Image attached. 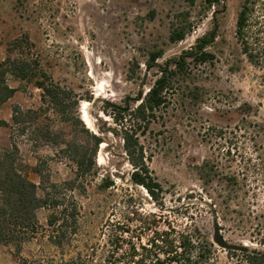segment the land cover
Wrapping results in <instances>:
<instances>
[{"label":"rangeland","instance_id":"374dc122","mask_svg":"<svg viewBox=\"0 0 264 264\" xmlns=\"http://www.w3.org/2000/svg\"><path fill=\"white\" fill-rule=\"evenodd\" d=\"M244 6L250 9L247 41L264 43V0H220L209 9L205 0L192 5L187 0H0V61L9 46L11 56L31 62L71 94L67 117L73 116L77 99L85 128L102 139L97 170L85 179L84 191L57 190L63 204L58 210L75 216L63 226L62 247L49 241L58 237L57 229L47 227L49 211L38 210L44 231L22 245L19 256L26 264H61L79 256L89 257V264H105L110 230L122 222L128 198L143 214L168 218L177 230L198 228L213 245L209 264H264V136L259 131L264 126V63L249 61L235 33ZM175 28L187 33L182 41L170 43ZM211 31L216 35L209 48L212 64L189 63L185 78L173 82L166 106L139 133L147 166L165 190L160 206L131 183L132 168L121 138L112 132L109 106L139 103L158 74L149 62L151 53L162 52L155 62L162 65ZM8 82L17 92L0 110V118L9 124L0 127V148L16 144L29 167L41 162L50 183L73 179V165L61 151L31 142L33 123L18 127L11 122L14 107L26 112L41 106V120L48 117L53 122L49 126H63L41 104V90ZM205 164L210 175L202 179L198 169ZM107 177L114 188L100 189ZM29 178L39 184L37 174L31 172ZM226 179L231 180L230 193ZM213 211L225 242L246 248V253L229 254L214 244ZM136 225L130 227L133 237L143 234ZM16 253L13 246L0 245V264H20Z\"/></svg>","mask_w":264,"mask_h":264},{"label":"trees","instance_id":"16d2710c","mask_svg":"<svg viewBox=\"0 0 264 264\" xmlns=\"http://www.w3.org/2000/svg\"><path fill=\"white\" fill-rule=\"evenodd\" d=\"M187 1L192 5L195 0ZM219 1L205 0L208 9ZM249 12L250 9L247 6L241 9L235 33L249 61L254 64L264 63V43L253 45L247 41ZM186 30L184 28L173 29L169 36L170 43L182 41L187 33ZM215 39V31L208 32L196 39L194 45L187 51L162 65L155 63L162 57V52L151 53L149 62L154 64L152 67L156 68L158 74L139 103L132 108L109 106L113 112L110 115L115 124L112 132L114 136L121 138L122 150L132 168L131 183L143 188L150 199L160 206L165 190L147 166L145 152L139 142V133L141 129V133H144L150 121L166 106L167 96L173 88V82L177 77L187 75L186 67L189 63L212 64L214 56L209 48L214 44ZM15 47L14 45L13 48ZM9 51L13 52L9 46H6L7 54L0 61V110L17 92L16 88L10 86L9 79L29 83L40 89L41 104H47V110L58 116L59 123L63 126L60 128L51 126L53 122L48 117L41 120L38 115L43 109L41 106L36 111L27 110L26 112L21 111L19 107H14L11 122L18 127H24L26 122L33 123L34 127L30 132L31 142L61 151L72 163L74 173L73 179L61 185L50 183L49 178L43 174L41 162L33 168L29 167L22 161L16 144L0 148V245L13 246L20 264H26L27 261L19 256L22 245L44 231L37 219L38 210L49 211L46 219L47 227L57 229L58 234L57 238L49 237V241L56 248L62 247L61 238L65 236L62 231L63 226L69 219L74 220L75 216L71 213L70 217H66L63 208L58 210L63 204H61L57 190L65 189L70 192L78 187L84 191L85 179L94 177L97 170L95 158L102 139L98 134L85 128L77 111L79 104L77 99L72 102L75 110L73 116L67 117L68 101L72 99L71 94L53 83L44 72L37 71L27 59L11 56ZM190 93L192 97L195 96L193 91ZM8 125L0 118V127H8ZM259 128L264 136V126L261 125ZM65 129L69 130L68 138H66ZM198 171L202 179H205V174L210 175L206 164ZM31 172L38 175V185L30 180ZM230 181L226 179L228 193L231 191ZM114 186V181L107 177L101 180L99 188L109 190ZM39 191L42 192V196L39 195ZM125 204L122 222L115 223L110 230L109 239L104 248L107 254L102 259L105 264H209L211 262L214 256L213 245L198 228L190 230L186 227L183 230H177L173 223L167 221L168 218L154 213L140 212L130 198ZM163 219L166 224L163 229H160L159 226L161 221L163 223ZM133 223H137L136 226L143 234L132 236L133 231L130 227ZM142 237L145 238L144 242ZM134 241H137V244ZM260 244L264 246V240ZM228 253L235 254L232 251ZM103 254L104 252L100 256ZM88 259L89 257L79 256L75 260L61 262V264H89Z\"/></svg>","mask_w":264,"mask_h":264},{"label":"water","instance_id":"95a60500","mask_svg":"<svg viewBox=\"0 0 264 264\" xmlns=\"http://www.w3.org/2000/svg\"><path fill=\"white\" fill-rule=\"evenodd\" d=\"M214 219H213V237L212 240L215 245H217L219 248L225 250V251H233V252H240V253H246L248 250L242 246H236L231 245L222 238L220 233V228L217 222L216 213L212 212Z\"/></svg>","mask_w":264,"mask_h":264}]
</instances>
